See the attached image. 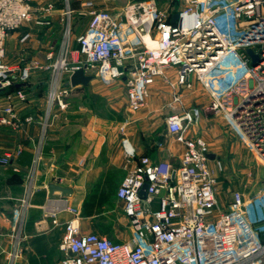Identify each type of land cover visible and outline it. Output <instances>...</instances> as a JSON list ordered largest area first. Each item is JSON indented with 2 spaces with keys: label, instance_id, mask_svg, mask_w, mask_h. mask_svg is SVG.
<instances>
[{
  "label": "built area",
  "instance_id": "obj_1",
  "mask_svg": "<svg viewBox=\"0 0 264 264\" xmlns=\"http://www.w3.org/2000/svg\"><path fill=\"white\" fill-rule=\"evenodd\" d=\"M70 1L65 0L62 13L69 23L61 50H50L45 62L32 60L14 69L5 62L8 38L36 12L50 15L56 7L52 2L37 9L34 0H0V96L6 99L0 105V127L18 130L34 121L22 120L15 109V101L27 100L22 88L3 93L26 83L33 71H44L51 76L46 129L54 107L67 111L74 89L70 77L84 69L105 87L120 82L133 113L146 107L152 87L158 82L165 86L175 110L166 119L167 133L184 150L174 165L138 155L124 140L127 174L117 197L132 233L128 242L82 233L78 209L67 199L49 200L47 216L73 215L64 223V256L58 264H264V227L253 222L252 202L239 198L228 212L217 214L211 151L207 141L192 132L203 112L221 115L264 165V0H176L172 11L157 0H135L118 12L91 9L75 52L70 51ZM248 49L258 64L253 65ZM191 95L206 101H189ZM240 105L244 107L237 112ZM20 153L17 150L16 156ZM14 158L0 151V167L11 165ZM22 221L23 213L17 211L10 235L11 264L23 257Z\"/></svg>",
  "mask_w": 264,
  "mask_h": 264
},
{
  "label": "crops",
  "instance_id": "obj_2",
  "mask_svg": "<svg viewBox=\"0 0 264 264\" xmlns=\"http://www.w3.org/2000/svg\"><path fill=\"white\" fill-rule=\"evenodd\" d=\"M35 2L40 7L52 1L34 0V7ZM52 3L57 8L58 3ZM86 3L89 5H85ZM73 6V16L82 9L81 12L88 16V22L76 33L71 27L70 45L85 32L91 9L118 12L124 7L119 0H83L82 4L77 0ZM41 25L45 31L52 32L49 19ZM26 35L29 34L21 35L17 31L11 34L5 45L6 57L18 47H28L25 43L31 36L22 41ZM32 42L30 44L33 47L29 53L32 54V60H36L39 42ZM44 56V59L37 61L45 62L46 55ZM7 64L19 69L28 63L21 66ZM50 79L49 72L33 71L28 81L21 84L23 86L20 88L25 92L27 100L15 101L14 106L22 120L32 117V123L25 124L18 130L0 127V151L15 155L11 165L0 167V264H11L9 253L13 247L10 235L17 211L23 213V257L15 264H58L63 258L60 244L64 223L73 218V215L61 213L55 219L47 216L45 207L51 199H67L71 206L78 209L82 233H95L117 243L130 241L132 233L129 221L124 215L123 203L117 197V191L127 174L124 140H128L138 155H147L154 161H168L174 165H178L184 150L172 138L171 144L168 145L163 140L157 143L156 152L145 154L138 148L134 138L127 133L122 134L121 129L125 125L121 113L112 111L111 117H104L94 114L91 106L79 103L83 96L91 95L90 92L98 93L92 86L94 82H101L95 77L87 87H73L67 111L54 107L44 129ZM190 100L203 103L194 97L189 98ZM5 103L4 96H0V105ZM17 150L21 151L18 156ZM215 157L212 161L217 162V156ZM213 170L215 171L214 168ZM49 185L71 189L72 194L62 196L61 192H54L53 197H50ZM23 201L26 203L25 211Z\"/></svg>",
  "mask_w": 264,
  "mask_h": 264
},
{
  "label": "rangeland",
  "instance_id": "obj_3",
  "mask_svg": "<svg viewBox=\"0 0 264 264\" xmlns=\"http://www.w3.org/2000/svg\"><path fill=\"white\" fill-rule=\"evenodd\" d=\"M43 1H56L58 3L56 10L47 16L36 12L32 20L17 31L21 35L28 33L31 38L25 43L28 44V47L23 49L18 47L15 51L9 52L5 59L7 63L20 66L30 63L32 54L29 52L33 47L30 44L32 41L39 42L36 49V60L44 59V55L52 48L56 52L61 50L69 23L68 19L62 15L65 1ZM82 1L78 0V3L82 4ZM130 1L135 0H119V3L125 6ZM157 1L163 9L168 11H172L176 6V0ZM74 3H77V0L71 1V7ZM35 8L39 9L36 2ZM81 11L82 9L71 18L75 33L88 22V16H85ZM48 19L52 23V32L50 33L45 31L41 25ZM77 47L76 41L73 42L70 51L75 52ZM68 61L72 62V57L69 56ZM92 87L98 93L90 92L91 95L83 96L78 102L91 106L93 113L100 116L111 117L112 111L121 113L123 125H126L124 133L134 138L143 153L153 154L157 150V143L163 140L168 145L171 144L172 137L167 133L166 119L175 110L169 106L171 100L165 86L159 83L152 87L146 107L138 113H133L128 108L126 94L120 82H116L110 87H103L98 82H94ZM191 97L194 95L189 98ZM204 99L205 97H200L203 103L206 101ZM192 132L203 137L207 141L210 151L217 156V162L213 161L215 163L211 164L215 169L218 182L219 209L217 214L228 212L231 203L242 198L252 202L250 210L253 222L257 226L264 227V165L260 164L245 141L231 129V126L221 115L203 114Z\"/></svg>",
  "mask_w": 264,
  "mask_h": 264
},
{
  "label": "water",
  "instance_id": "obj_4",
  "mask_svg": "<svg viewBox=\"0 0 264 264\" xmlns=\"http://www.w3.org/2000/svg\"><path fill=\"white\" fill-rule=\"evenodd\" d=\"M178 18V14L173 15L172 20H176ZM248 56L251 58L253 61V65L258 64L257 57L255 56L254 52L251 49L247 50ZM93 76L91 75H86L84 69H80L76 72H74L71 77H70V83L72 87H77V86H84L87 87L89 83L93 80ZM23 85H18L17 87H22ZM249 100H247L245 103H248ZM244 106L240 105L239 108H237V112L240 111ZM209 158L211 160H214L216 157L213 154L209 155ZM148 189V185L146 184L141 192L142 195L145 196V191ZM49 190V195L50 197H53L54 192H61L62 196H70L72 194V190L68 188H63L60 186L56 185H49L48 186Z\"/></svg>",
  "mask_w": 264,
  "mask_h": 264
},
{
  "label": "trees",
  "instance_id": "obj_5",
  "mask_svg": "<svg viewBox=\"0 0 264 264\" xmlns=\"http://www.w3.org/2000/svg\"><path fill=\"white\" fill-rule=\"evenodd\" d=\"M18 88H20V87H17V85H13L10 88H8L3 94H7L9 92H13V91L17 90Z\"/></svg>",
  "mask_w": 264,
  "mask_h": 264
}]
</instances>
